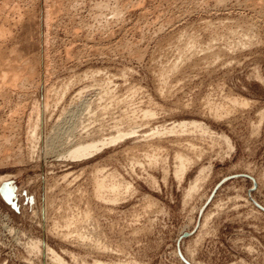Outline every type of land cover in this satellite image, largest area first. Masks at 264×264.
<instances>
[{
  "label": "rangeland",
  "instance_id": "374dc122",
  "mask_svg": "<svg viewBox=\"0 0 264 264\" xmlns=\"http://www.w3.org/2000/svg\"><path fill=\"white\" fill-rule=\"evenodd\" d=\"M105 86L125 104L99 101ZM107 104L104 122L135 117V136L82 162L62 158V145L47 151L72 112L96 118ZM37 117L34 149L28 127ZM183 122L209 135L146 138ZM179 153L191 162L182 180ZM97 170L128 185L115 204L93 193ZM7 175L0 264H56L47 246L67 264H264V0H0ZM87 208L85 244L55 226Z\"/></svg>",
  "mask_w": 264,
  "mask_h": 264
},
{
  "label": "bare ground",
  "instance_id": "6f19581e",
  "mask_svg": "<svg viewBox=\"0 0 264 264\" xmlns=\"http://www.w3.org/2000/svg\"><path fill=\"white\" fill-rule=\"evenodd\" d=\"M188 45H191V47L196 46L195 40L191 39L190 42L188 43ZM191 50H192V48H191ZM216 53H218V52H216ZM175 65H177V64H175ZM174 66H172L171 69H175ZM11 67H12V65H11ZM176 69H177V66H176ZM166 71H167V69H166ZM164 74H165V72H164ZM166 75H168L167 72H166ZM87 76L88 75H86V77ZM16 77H14V80H15ZM17 79L18 78H16V80ZM69 87L70 86H66L65 87L66 89L62 90L63 91V97L66 95V93H64V92H67L66 90H68ZM81 95H83V91H81L78 94V97H82ZM99 95H101L102 97H100L101 99L99 98L98 100L102 101V98H105L106 102H109V105L112 104V103H115L116 105H122V104L124 105L125 104L124 100L123 101L122 100L121 101L117 100L118 99L117 96H115L113 91H111V89L108 88V86H105L103 88V90L100 92ZM231 101H232V99H231ZM48 102L45 103L46 104L45 105L46 106V110L49 108L48 107ZM233 102L236 105L237 104H241V103H243L241 105H246L244 103H247L246 101H242V102L239 103V100H236V99H233ZM85 104H87V103H84V106H85ZM109 105L107 104L106 108L102 112V115L100 117H96V118L91 114V112L88 115L80 114V111L79 112L78 111L72 112L69 115L70 117L69 118L67 117L68 119L64 118L65 120H63L62 123L60 121V123H61L60 125L57 124L58 126L56 125V127L53 128V131L51 132V134H49L50 136L47 135V136H49V137L46 138V142H45L47 151L53 152L58 147H60V145H62V146L67 147L66 151H64V153L61 154L62 158H65V160L67 159V160H70L72 162H82V161H86V160L91 159L97 153L101 152L104 148H106L109 145L116 144L117 142H120L122 140L125 141L127 138L135 136L138 132H136L134 130V128H131L132 127L131 124L134 123V122H137V118H136V121H134L135 117L132 118L130 116L131 117L130 118V117H128L129 115L128 116H124V117L122 116L123 118L122 117H121V119L119 118L120 120H117V118L116 119L115 118H113V119L111 118L113 120L112 121L110 119L113 122V123L110 122L111 125H107V123L104 122L105 118H103L102 116L107 114L106 111L110 108ZM87 106H85V107H87ZM38 107H37V110H38ZM87 108L90 109V106H88ZM63 112L65 113V111H63ZM63 112H62V114H63ZM143 113H146V114H144L145 118L146 117L147 118L148 117H154V114H155V113L152 114V112L151 113L143 112ZM32 120H30V121L32 122ZM91 120H94V122H92ZM108 120H109V118H108ZM94 123L97 124V127H95V128L91 127ZM124 127H126V128H124ZM28 129H29L28 131H30L28 139H30V142L33 144V146L32 145L31 146L34 149H37V148H35V147H37L35 145L38 143L37 141H41V139L36 141V139L39 138V136H37L38 132L40 130V119H39V117H37L36 121H33V123L30 124V127H28ZM163 130H161V131L156 130L152 134H150L148 137H146V136L145 137L148 139V138H151V137H163V136L169 135V134L170 135L171 134H178V135L180 134L181 135V134H186V133H188V134L189 133H200L202 135H205V134L209 135V132H210V129H208L206 126H204L203 124L198 123V122H183V123L175 124L170 129H167V130H164V131ZM108 131H111V134ZM106 132H108L109 135H105ZM106 136H108V137H106ZM224 139H225L227 144H230V140L228 138L224 137ZM39 144H40V142H39ZM154 151H156V148H155ZM158 151H159V149H158ZM176 155H177L176 156V160L178 162V166L176 167V171H175L176 173L175 174H176L177 179L182 180V179L185 178V176L187 174V171H188V165L191 162H190L189 158H187L186 156H184V155H182L180 153L176 154ZM99 172L101 173L102 171L97 170V173L95 175L94 182H93L94 186H95V190H93L95 192H93V193H95V196H96V198L98 200H100V199H101V201L102 200L103 201L106 200V202H110V203L115 204L119 200L120 195L123 194L122 191L126 190V188L129 189V187H128V185H126V183H124L122 181L120 182L119 180L116 179V177H117V173L116 172L111 173V174L107 175L106 177H103V176L99 177V175H98ZM202 173H204V170L202 171ZM9 180H10V177L8 175L0 177V187H1V185H3V192H4L5 196H6L7 191L11 192L10 191L11 189L7 188V185H8L7 182ZM200 181H201V178L199 177V178L196 179L195 182H193L191 184L190 189H189V191L187 193L188 197H191V195H193L195 192H197L199 190V188H200L199 182ZM87 209L88 210H86V212H84V214L80 213V212L78 214H75L73 212V213H71L69 215H66V216L62 217L60 219L61 221H58V222L55 223V226L56 227H60V225H63L67 229V234H66L65 237L70 236V234L71 235L72 234L73 235L76 234L78 240L81 243L85 244L86 242L90 241V238H91V237H89V234L87 233V231H88L87 230V228H88L87 225L89 224L92 216H91V213H90L91 210L89 211V208H87ZM205 221L206 220H204V222ZM85 228H86V230H84ZM90 235H91V233H90ZM40 244H41L40 242L32 243V245H31L32 251L35 252V253H41L42 252V247H41ZM45 250H46L47 255L51 257V259H52V261L54 263H56V264H67L66 261L56 251H54L49 246H47L45 248ZM95 264H107V263L102 262L100 260H97V261H95ZM110 264H116V263L112 262ZM117 264H119V263H117Z\"/></svg>",
  "mask_w": 264,
  "mask_h": 264
}]
</instances>
